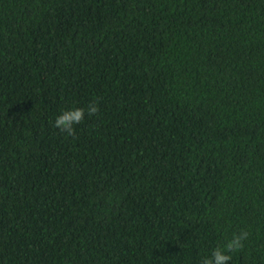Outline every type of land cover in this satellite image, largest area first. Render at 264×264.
I'll list each match as a JSON object with an SVG mask.
<instances>
[{
	"label": "trees",
	"instance_id": "obj_1",
	"mask_svg": "<svg viewBox=\"0 0 264 264\" xmlns=\"http://www.w3.org/2000/svg\"><path fill=\"white\" fill-rule=\"evenodd\" d=\"M241 231L230 264H264V0H0V264H202Z\"/></svg>",
	"mask_w": 264,
	"mask_h": 264
},
{
	"label": "clouds",
	"instance_id": "obj_2",
	"mask_svg": "<svg viewBox=\"0 0 264 264\" xmlns=\"http://www.w3.org/2000/svg\"><path fill=\"white\" fill-rule=\"evenodd\" d=\"M98 112L95 104H89L87 108L72 107L63 110L56 116L53 126L60 133L72 136L75 133L76 126L85 120L86 116H93ZM247 238L246 232H233L230 236L226 235L223 241L202 260V264H230L232 254L243 248L244 241Z\"/></svg>",
	"mask_w": 264,
	"mask_h": 264
}]
</instances>
